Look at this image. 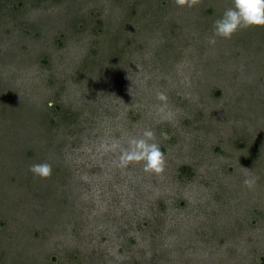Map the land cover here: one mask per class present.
Instances as JSON below:
<instances>
[{"label":"rangeland","instance_id":"obj_1","mask_svg":"<svg viewBox=\"0 0 264 264\" xmlns=\"http://www.w3.org/2000/svg\"><path fill=\"white\" fill-rule=\"evenodd\" d=\"M232 3L0 0V264H264V26L210 44ZM149 128L163 172L118 166Z\"/></svg>","mask_w":264,"mask_h":264},{"label":"clouds","instance_id":"obj_2","mask_svg":"<svg viewBox=\"0 0 264 264\" xmlns=\"http://www.w3.org/2000/svg\"><path fill=\"white\" fill-rule=\"evenodd\" d=\"M181 6L188 3L191 6V0H177ZM253 26H264V0H233L232 6L225 9L221 16L213 22V35L209 38V43L214 45L216 38L231 39L232 36L242 29ZM159 100L166 101L165 93H157ZM162 136L167 137V133L162 132ZM153 130L145 129L140 137H133L129 141V148L120 152L117 161L118 166L123 167L133 162H143L145 171L155 173L163 172L166 164L165 153L162 151L159 143L154 140ZM116 149L117 144L109 145ZM30 172L40 178H49L53 174V167L48 162L33 163L29 166ZM259 177L256 175H247L243 184L252 189L256 186Z\"/></svg>","mask_w":264,"mask_h":264}]
</instances>
